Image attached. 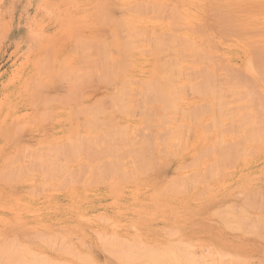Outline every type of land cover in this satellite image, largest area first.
<instances>
[{"label": "rangeland", "instance_id": "374dc122", "mask_svg": "<svg viewBox=\"0 0 264 264\" xmlns=\"http://www.w3.org/2000/svg\"><path fill=\"white\" fill-rule=\"evenodd\" d=\"M103 1H110L111 2V0H103ZM209 1L210 0H112V3L115 4L114 5L115 9L108 10V9H104V8L100 9L97 7L96 4L99 3V0H0V240L2 241V242L0 241V251H1V249H4V247L1 248V245L3 243H4V245L6 244L8 246L9 243L6 241V239L10 240V238H11V240H10L11 243L9 244L10 250H12V252H13V249H15V251L13 252L14 256H15L16 251H17V256L15 257L16 260H14L15 264H29L30 263L29 258H31V261H32L33 256L29 257L30 255H33L32 253H35V252H36L35 254H37V252L42 253L43 250L45 252L46 249H50V247H49L50 245L46 246L47 244L50 243L49 242L50 240L47 239L48 242L46 241L47 243H45V242L43 243V241H41V240H45L47 237L45 234L37 235L39 233V231L42 233L47 231L46 234L48 232L50 234L53 233L57 239L59 238L58 240H56V238L54 239L53 236H50V237H52V239H54V241H52V242H54V244L53 243L52 244L54 246H56V247L53 246L55 248V251L53 250V252H52L55 255H52V253L50 254L49 253L50 250H48L49 252L47 251V253L50 254L49 255L50 260L48 258L47 259L49 261H47L46 258H40L41 260L45 259L47 262H50L52 260L50 262V264H52V262L55 264L56 261L58 262V263L56 262L57 264H59V262H61V261H62V263L66 262L65 264H70V263L71 264H74V263L79 264L80 262L78 261L79 262L78 263L77 259L74 261L72 260L73 262L71 261V258H73V259L75 258V253H76V252H74L75 249H78V251L81 255H82V253L87 254L88 252H91L90 253L91 255H94V253H95L96 259L94 258L95 261L94 262L91 261L90 264H108V263L112 264L108 261V258H107L108 253L105 254L106 252H104L106 250L105 248H103V247H105V245L103 244V243H105V241L100 242L101 236L105 235V236H103V238H106V236L108 235L107 238H110L111 234L113 235L114 232H117L118 233L117 235L121 234V235H124L125 237L127 236V237L133 238L136 236H141L143 242L145 241L144 243L149 242L148 244H151L150 242H152V240L155 238V236L157 234L158 235L161 234L162 235L161 240L163 239V241H165L167 239L166 236L170 235V234H167L166 232H169L168 230H171L169 233H171L172 230L174 231V229H172L174 227V224L178 225V223H180V222L182 223V225H181L182 227H185L186 229L192 231L189 234L192 236L193 239L201 242V243H198L199 245L197 243H196L197 245L196 244L193 245V243H191L192 247L197 246L196 248H194L197 251L195 253L197 255H198V253L200 255H203L204 258H206L210 262L212 261V259H209L210 257L207 258V256H210V255H208V254H210V249H212V248H210V246L211 245L214 246L215 241L218 240L222 244L223 243H231L232 239H233V235L237 236V237H242V236H240V233L244 229H241V231H240V228H239L240 233L238 232L239 226H237V224L239 221L235 225H232L233 223L231 224L233 227L235 226L234 227L235 232H234L231 225H230V227H227L228 226L227 222H229V221H225L226 223L224 221H222L223 219H221V218H223V217H221L222 216L221 213H223L226 210V208L229 206L230 207L232 206L235 210L240 209V206L239 207H237V206L239 205V202L242 200V198L246 195L252 194L254 192H255L254 194L257 195V193L259 194V192H260L262 194V195L260 194V196H262V197L264 196V178H263V176H264V140L262 141V144H260V146L253 145V148L250 149L251 152L249 151L250 152V153L248 152L249 154L247 153V155H245V154L242 155V157H240L241 160L238 161V159H239L238 158L237 159L238 164L235 163V161H236L235 160L233 162V164L229 163L232 165L227 164V167H223L224 170H222L221 173L219 172L218 175L214 176L215 171H213V173L211 171V174L208 175L210 173V170H211L210 168H212V166H213V163H214L213 159L214 158H213V156H207L206 157L205 155H203L204 157L202 156L203 159L200 158L201 157L200 155L198 157V155H197L198 150H197L196 146H198V144H199L198 147H200L202 149L203 148L205 149V147L207 148V146L210 148V141H211L212 135H213L211 132V129L209 130V132L203 131V129L208 130L207 128H208L210 123H209V119L207 117H209V116L205 115L203 117V116L199 115L200 117H202L200 119V125H199V123H197L198 125L196 123H194L193 120H192V122H193L192 123L191 120L189 121L188 119H186V116H183L185 118L182 119V121H180L181 119L180 120L176 119V124H179L178 122H181L180 125H181L182 129L180 128V131L184 130L182 132L183 136L181 135L182 139L185 141V144L188 143V146H186L187 150L185 152L187 155L185 154L184 157L182 158V160H184L185 162L186 161L189 162V159H190V161H192V164H193V162H195L194 159L197 160L196 161L197 163H195V165L189 166L191 164L190 163L188 165V167L185 170H183L184 171L183 174L185 177H188L189 174H192V175L194 174L193 176L196 175L193 178V180H194V182L196 181L197 183L196 182L193 183L192 182L193 181L192 176L189 175L190 177H188V179L189 178L191 179L190 182L188 179H187L188 181L184 182L185 186H186V187H184L186 189L185 192H187V190H188L187 193L184 192V194H182V195L173 194L170 192L167 194H165V193L162 194L163 192H166V191H164L163 187H165V184H166L165 182L167 181V179H169V177H171L172 175L174 176L175 174H177L175 172H178V171H176V170H178V169H176L177 161H174V162L172 161L165 166V168L163 170L166 169L164 172L167 174L170 173V176L165 174L164 172H162L164 174L162 176L163 182L160 181V182L153 183L152 180H150V178L148 177V175L146 173L143 175L142 174L136 175L135 177H133L129 180L121 179V178H118L117 176H115L116 175V174H114L115 169L114 170L110 169L111 173L108 172L109 178H108V176L106 177V175H105L106 171H105V173H103L104 171L101 172V170L99 168L100 163H102V161L108 163L109 161L112 160L111 164L109 162V164L112 165L113 161L115 163L117 161V159H118V162L121 160V159L119 160V158H120L119 156H121V155H119L118 157L116 156L117 159H115L114 156L112 157L113 154H111L112 159L110 158V156L102 158V160H99L98 158L96 159L95 156H94L95 159H94V157L91 158L93 156V153H94V150H93L94 146L91 148L90 145L92 143H90V144L87 143V140L85 141V138L87 139V137H86V135H87V136H91L93 139L94 138H96V140L101 139V141H102L103 138L105 139V137H103V135L105 134L104 132H108L107 131L108 128L106 129V126H103V125L101 128L100 123H99V125L95 123V122H98L99 120H97V121L93 120L92 121V119H94V118H93V115L90 114L92 116V119L90 117V119L92 121L90 123H94L93 129H91L89 127L90 125L86 124V122H87L86 120L89 119V117H88L89 114H84L85 112L81 113L82 111H80L78 113L79 117L82 114H84V115H82L77 120V117L75 118V115H73V113H72L73 111H76L78 109L83 108V110H84L86 108V98L85 97L87 94L86 93L87 90L89 89V87L91 85L94 84L93 86H95L96 83L99 84L100 81L99 82L94 81L95 83L93 82V84L88 85V88L85 87V91H84L85 93L83 94V92H82L84 97L82 98V97H80V95L78 96V97H80V101H79V98L78 99L76 98L77 95L73 96L72 93L69 92L72 90L73 91L77 90V88L71 87L72 83L74 84V82L71 83V81H75L77 83V81L75 80L77 78V76H75V75H76V72L78 75V71L75 72V70H77L78 68H76L77 65L75 64V62H77V60H79L77 63H79L81 61L80 63L82 64V60L86 58V55H85V57L83 56V59H81L82 56L80 55L81 58L77 59L80 56L78 53H77L78 54L77 57L75 55L76 54L75 52L77 50L76 47L74 49L75 50L74 54L71 51V50H73L74 44H75L74 38L79 36V41L81 39L85 40L86 38H88V40L90 42L93 39H94V41L96 39V42H97V39L100 36L99 35L93 36L94 35L93 32L101 30V32H102L101 35H102V37L105 38V40H106L105 42L108 45H112V46L115 45L116 40H115V37H114L113 32L111 30V27L108 25L103 26L102 18L104 16H102V14L103 15L104 14L109 15V13H112L113 15H115L117 17H118V15H120V17H121L122 13L124 12L123 15L125 14L127 16V11L125 12V10L121 6L124 7L126 5L125 6V9H126L128 6H132L134 4L138 5L137 3H140V5H141V3L144 2V4L148 5V6H152V5L155 6L156 4L161 5V6L165 5L166 8H165V6L163 8L164 14H163V12L161 14L165 15V12L167 11L169 15H167V16L165 15L167 20L164 18H163L164 19L163 20V19H160L161 18V14H160L159 15L160 17L157 20L156 18L158 17L157 14H159V12L157 11L156 8H153V6H152V10H149L150 14L147 11L148 12L147 13L148 16L146 15L147 17L145 15H141L144 17H141L139 15L140 16L139 17L137 14H135L136 16L134 14H132V16H131L132 20H133L132 24H135V26H138L140 29L142 28V29L146 30V32H144V30L141 29V32L143 31L142 34L144 35V37H140V35H139V39L146 38V41H145V39H144V41L142 39V42H144V43H139L141 45L138 44L140 46L138 48L139 51L138 50H137V52L135 51V54L133 55V59H132L133 61L131 62L130 67H129V71H128V75L131 77V79H134L133 81L134 82L136 81V83L139 82V84L137 83L138 85L136 84L137 87L135 85H134V88L132 87V90H135L134 93H138L141 84L143 82L149 81L150 78H152L154 76L155 52L151 48L152 44L148 43L149 39H151L152 34L154 36L156 34V32L163 33V34L165 33V36H168V34H171L172 30H169L170 25L172 23L173 24L176 23V21H174V20L179 19V18H176V15H179L183 19L180 18L182 20H180V21L177 20L178 23H176V25H178V26L180 25L179 27H184L185 29L184 28L181 29L178 26H176V28L177 27L178 28L177 29L175 28V29L177 30V32L179 34H181L182 37H184V39L186 37L187 41L184 40V41H186V44L188 43V40L190 39L189 43H191V44H187V45L191 46L192 44H194L193 46H191L192 47L191 49H193L194 47L196 49V46H198L199 48H201L205 51V52L204 51L203 52L208 56L207 58L210 62L207 66H203V67H206L208 69L210 68V70L212 69L213 73L215 71V73L217 75L216 77L218 78L217 81H219L221 83L220 85L222 88H225L226 83L229 80L228 79L229 74L227 72V69H232V70L236 69L234 71L236 73H238L237 75H239V71H240V74L245 75L244 77L246 80L248 79V82H249V79H252V80H250L249 85H251L254 82L250 87H248V88H250L251 93L255 94V97L257 96L256 98L254 97V99H256V101H257L258 97L260 95H263L262 97L264 99V87H263L264 83H262V82H264V75L262 74V72H260L261 70H259V72H260L259 73V72H257L258 70L253 69L250 71V70L245 69L246 64L249 62L248 60L252 59V53L255 50H257L258 48L264 50V0H218V3H217L218 7H219V3L223 4L224 6L222 5V7H220V9L221 10L224 9L223 11L226 10L224 14H228V16H229V20H228L229 22L227 21L228 24L224 20V14H223V17L221 16V18H220V16L218 17L216 15H214V17H213L212 13L215 14L216 8L211 9L210 4H209L211 1L210 2ZM150 3H152V5ZM133 7L134 6H132V8ZM148 9H150V7ZM153 9L154 10L156 9V12ZM165 9H166V11H164ZM171 9H173V10H171ZM101 10H102V12H101ZM211 10H213V11H211ZM230 10H233V11L235 10V11L233 13V11H230ZM120 11H122V12H120ZM174 11L175 12L177 11V14ZM227 11L228 12L230 11V12L228 13ZM99 12H101V14ZM172 12L174 13L175 16H171ZM231 12L233 14H230ZM119 13H121V14H119ZM99 14L102 16V18H100L101 20L98 17ZM128 15H129V13H128ZM126 16H122L121 18H125ZM170 16L174 17L173 22H171L172 20H170V18H171ZM162 17H164V16H162ZM97 19H99V20H97ZM159 20H163V21H159ZM97 21L99 22L98 24H97ZM229 23H231V24H229ZM184 24H185V26H183ZM260 24H262V25H260ZM253 25H254V27H253ZM227 26H229V27H227ZM186 27H187V29H186ZM198 27H199V29H198ZM189 28H191L190 29L191 31L189 30ZM222 28L223 29L225 28V29L223 30ZM227 28L229 30H227ZM171 29H173V28H171ZM233 29H236V30L238 29V31L233 30ZM186 30H188V31H186ZM230 30H232V31H230ZM145 33H148V34H145ZM149 33H151V34H149ZM219 33H222V34L219 35ZM77 38H76V40H78ZM72 40H74V42ZM100 40L98 39L97 45L94 41H92V43L93 42L95 43V45H92V47H91V45H89L90 42H88L90 49H97L98 47L105 48V45H103L104 43ZM147 40H148V42H147ZM190 41H192L193 43ZM78 42L76 41L75 46L79 45V46H77V47H79V50L83 44L86 45V41H84L82 45H81L82 41H80L79 43ZM100 42H102L103 44H101ZM139 42H141V41L139 40ZM71 43H74V44L71 45ZM195 43H196V46H195ZM70 45H71V47L72 46L73 47L72 48L69 47ZM50 48L52 50H51V52H48V49H50ZM147 48H148V50H147ZM84 49H86V48L84 47L82 51H84ZM68 50H69V52H68ZM142 50H144V51L147 50L148 54L146 55L145 53L147 51H145V53H144V51H142ZM95 51H97V50H95ZM98 51L96 52L97 54H98ZM100 51H102V50H100ZM149 51H150V53H149ZM191 51L192 50H190V49L187 50L185 55H184V57L187 59L182 60V65L184 67H186V68L183 67V70H184L183 76L186 78L185 85L186 86H188L190 84L192 85L191 91L189 90L190 86H188L189 88L184 87L185 89H183V91H182L184 93L188 92L186 95L184 94L185 96L181 95L182 98L184 97L183 99H181V104L184 105L186 109H188V108L191 109L192 107H195L196 105L197 106H200V105L203 106L202 104H205L201 99L198 98V95L195 94L196 95L195 96L192 93L195 89V87H193V85L196 82L201 84L200 83L201 82L200 76H202V74L205 73V71L203 70L202 66H200V67H202V71H203L202 74L200 73L201 71H199L201 69L200 67H198L199 69H197V70L193 69V67L196 66L195 60L197 59V56L195 55L196 52L193 53V51L192 52ZM67 52H68V54H67ZM70 52H72V53H70ZM92 52H93V50L89 51V53H91V55H93ZM103 52L104 51H102V53ZM84 53H86V50L84 51ZM84 53L82 52L80 54H84ZM99 53L101 55V52H99ZM186 54L188 56H186ZM74 55H75V57H74ZM194 55H195L196 59L193 57ZM69 57H71V58H69ZM97 57L100 58L99 55H97L96 57H95V55L91 57L89 54V59H91V60L97 59ZM63 58L66 60L64 62L66 66L63 65ZM114 58H116V57H114ZM142 58L145 59V61ZM197 60H196V62H197ZM94 61H93V65H94ZM139 61H140V63H139ZM183 61H188L189 63L183 62ZM135 63H137L138 65ZM197 63H199V62H197ZM81 64H80V66L81 67L83 66V70H86V73H88V76H89L90 72H87V70H89V67H91V65L90 66L88 65V69H86L87 68L86 67L87 62L83 63L82 65ZM62 65L64 67L63 69H61L62 67L60 68V66H62ZM70 65H72V66L74 65L75 68L70 67ZM93 65L91 68H94ZM98 65L100 68L102 67V66H100V63L95 65V67ZM213 65L215 67H212ZM67 66H68L69 70H74V72H75V75H73V72L71 71L72 72L71 76L73 75L72 78L73 77H75V78H73V79L71 78V81L69 78V81L71 83L70 87L68 86V85H70L69 82L64 83L65 85H60L61 84L60 80H58V78L61 79L59 77V71L61 70V72H60V75H61L63 73L62 70H64V69L68 70ZM226 67H228V68L225 69ZM188 68H190V71ZM206 68H205V70H206ZM208 69L206 71L209 74H211ZM237 69H238V72H237ZM91 70L92 69H90L89 71H91ZM95 70H94L95 72L98 71L97 69H95ZM68 71H66V72H68ZM81 71H82V68H81ZM81 71H80V73H81ZM191 71H192L193 75L190 74ZM196 71H198V72H196ZM241 71H242V73H241ZM55 72H57L58 75L55 74ZM184 72H186V73L190 72V73L186 74ZM197 73H198V75H197ZM199 73L201 74L200 76H199ZM229 73L231 74V72H229ZM257 73H259V74H257ZM54 74H55V77H54ZM96 74L97 73H95V76H96ZM103 74L105 75L104 72H103ZM195 74L198 78H196V76H194ZM260 74H261V76H260ZM63 75H64V73H63ZM80 75L81 74H79V76ZM91 75H93V76L86 77V79L89 78V80H90V79L95 78L93 80H96V77H94V74L91 73ZM189 75H190V77L191 76L193 77V79H191V80H195V81L189 82V80L187 79V78H190ZM234 75H236V74H234ZM53 77L56 79L53 80ZM194 77L196 79H194ZM105 78L107 79L106 75H105ZM55 80L57 82H59L60 84L57 85V82ZM63 80L66 81L67 80L66 77ZM63 80H61V82ZM54 81H55V83H54ZM106 81H108V83L110 82L109 80H106ZM106 81H105V83H106ZM86 82L90 83L91 80H90V82L89 81H86ZM193 82H194V84H193ZM62 84H63V82H62ZM107 84L104 87L100 86V85H96L93 89L91 88L92 86L90 87L91 89L88 91V93L91 95L90 96L91 103H92V101H94L93 99H96V101H97L98 99L104 98L105 96L107 97L109 94H113V91H114L113 88L114 87L109 86L110 89H108ZM199 84H197V88H198ZM86 85H87V83H86ZM79 89H81V88H79ZM186 89H187V91H186ZM258 91H259V95H258V93L256 94V92H258ZM194 92H196L198 94V92L196 90ZM66 93H68V96L70 95L71 98H76L77 101L76 102L75 101H71V102L67 101L68 99L71 100V98L69 96V98L67 99L66 97H68V96H65V95H67ZM181 94H183V93H181ZM56 95L57 96L59 95L58 99H57ZM93 96H95V97H93ZM63 97H64V100L66 102L70 103V105H68L69 103H67V105H68L67 106L66 103H64V101H63V103L65 105L61 104L62 101H60V100ZM229 98H232V97H229ZM235 98L238 99V97H236V96H235ZM55 99L57 100V103L54 102ZM232 99H234V98H232ZM232 99L231 100L229 99L231 101L229 108L230 107L233 108V110H231V111L234 112L235 108L237 109V107H238L240 109L239 105H240L241 101H238L240 99H238V100H236V99L232 100ZM204 101H205V98H204ZM236 101H238V102H236ZM47 102H48V105H47ZM236 104H237V106H236ZM184 106H183V108H184ZM104 107H106V106H103L102 108H104ZM137 107H138V105H137ZM137 107L136 108L134 107L135 111L133 113H135V114H137V112H136L138 110ZM148 107L150 109V115H151L150 121L144 122V119H145L144 114H141V115L137 114V116H136L135 114L132 113L134 116L133 117H132V115L127 116V119L125 118L127 120V122L124 119L122 121V123L124 124V126L125 125L128 126V129H126V130H127V132L129 130V135H131L133 133H134V135L136 133H140V134L142 133L141 135L144 136L147 133V134L151 135V137L149 135H147V138L149 137L150 138L149 140L151 142L156 143L157 145L161 146V144L159 143L160 142L159 138H158V136H159L158 134H159L160 129L155 125L156 118H157L156 109L151 108V106H148ZM252 107H253V105H252ZM110 108H112V107H110ZM110 108H108L107 111L112 110ZM194 109H197V108H194ZM200 110H202V109H199V111ZM262 110L264 111V109H262ZM263 111H261V113ZM238 112H240V113L242 112V114L245 113V111H243V110L242 111L240 110ZM238 112H236V113H238ZM71 113L74 116V119H73V117H71ZM76 113L77 112H75V114ZM80 113H81V115H80ZM262 114H264V113H262ZM182 115H184V113ZM174 116L178 119L182 117L181 114H178V113L175 114ZM128 118H130V120ZM90 119L88 120V122L90 121ZM84 122L89 128L87 126H85ZM95 124L98 125L99 128ZM236 124H237V122H236ZM184 125H186V126H184ZM134 126H135V128H134ZM154 126H156L157 129L151 130L150 127H154ZM145 127H147V128L145 129ZM201 127H204V128H201ZM100 128L102 131L100 130ZM138 128H139L140 132H138L137 130H136L137 132L132 131V129H138ZM140 128H142L143 130H141ZM186 128H187L188 133L185 132ZM95 129L96 130L99 129V131H101V134H100V132L97 133L98 131L95 132ZM234 131L236 133H238L237 125H235ZM77 133H78V135H77ZM80 133H82V134H80ZM143 133H145V134L143 135ZM140 134H136L137 139H138V136ZM93 135L96 137H94ZM108 135H110L109 132H108ZM141 135L139 136L140 138H142ZM104 136H106V135H104ZM186 136H189V137H186ZM202 136H203V138H202ZM230 136H232V135L228 136V142L233 140V137L231 139ZM132 137H134V136H132ZM81 138H82V140H81ZM184 138H186V139H184ZM75 139H76V142H75ZM88 139H90V138H88ZM152 139H153V141H152ZM110 140L111 139H109L108 141H110ZM135 140H136V138H135ZM108 141L106 140V142H108ZM137 141H139V139ZM102 142L104 143V140ZM110 142L111 143H108L109 145L110 144L111 145L116 144V143H114L115 141L114 142L110 141ZM76 143H78L77 147H83V148L85 147L83 149V150H85L84 151L85 153L82 151L83 152V154H82L81 150H79L80 151L79 156L75 153L76 152L75 150L77 147L74 148V146ZM200 143H201V145H200ZM83 144H84V146H81ZM69 145L71 146L70 149L72 151L68 149ZM88 145H89V147H87ZM92 145H94V144H92ZM66 146H68V147H66ZM115 146H117V144ZM193 146H194V148H193ZM88 149H89V152H90V150H92L90 153L92 155L90 157H87V155L89 153V152H87ZM113 149L111 148V150H113ZM33 150H35V151H33ZM73 150H74L75 154H73ZM124 150H126V149H124ZM56 151H58V152L56 153ZM114 151L118 152L117 149H115ZM48 152L52 153V155L48 154ZM86 152H87V155H86ZM47 154L50 156H48ZM63 154H67V156H65ZM68 154H70V156L72 155L73 157H76V155H77L78 159L74 158L73 160H70L72 157H70V159H69ZM156 154H158V152L154 153V157L156 159H158V157L155 156ZM44 155H47V156H44ZM58 155H60V157ZM194 156H197L198 158H196V157L194 158ZM129 157L130 156H128L124 160V162L122 161L123 163L122 162L121 163L119 162V163L122 164L121 166H123V164L126 163L125 164V166L127 167L126 170L130 171L133 164L131 163L132 156H131V158H129ZM192 157L194 158L193 160H191ZM30 158H32V159L34 158V160H31ZM38 158H40V159H38ZM57 158H58V160H57ZM60 158H62V159H60ZM63 158L66 160V161L64 160L65 165L62 164ZM80 158H82V159H80ZM36 159H38L42 162L44 160L43 163H45V164L42 165L43 169L41 166L42 162L39 163L38 160L36 162ZM198 159H202V160L198 161ZM54 161L56 163H54ZM59 161H60V163H59ZM68 161H69V163H68ZM70 161H71V164H70ZM32 162H33V164H32ZM50 162H51L52 167H49V166H51L50 164H48ZM132 162H133V158H132ZM34 163H35V165H37L36 167H33V166H35ZM119 163H115V164H113V166H116V165L118 166ZM59 164H61V165L59 166ZM67 164H68V167H65ZM90 164H91V166H94V167H90ZM120 164H119V166H120ZM196 164H198V165L196 166ZM79 165L81 168L79 167ZM85 165L86 166L89 165V167L92 168V170L94 168V171H92L93 174H92L91 169L89 167L88 168L86 167L87 171L85 169H84L85 171L81 170L82 168H84L83 166H85ZM97 165H98V167H97ZM228 165H229V167H228ZM16 166H18V167H16ZM55 166H56V168H58L59 172H60V167L62 166L63 171L62 170L61 171L63 174L61 172H60L61 174L57 173L58 171L56 172L54 170ZM172 166H173V168L175 166L174 171L172 170ZM194 166H196L197 168ZM208 166H211V167H209L207 169ZM33 168H34V171L32 170ZM36 168L38 169L39 172L35 170ZM44 168H45V170H44ZM48 168H50L51 170L53 169L57 173V176H56V173H55V175H53V173H52L53 170L51 172V171H49ZM76 168H78L79 170ZM95 168L97 169V171H95L96 170ZM119 168H121V167H119ZM205 168H206V170H205ZM170 169L172 170L173 174H171ZM3 170H5V171H3ZM64 171H65V173H64ZM112 171H113L114 176L111 175ZM66 172H67V174L71 172L74 174V176L73 175H72L73 177L70 176L71 178H69L68 176L66 177V175H67ZM206 172H208L207 175H206ZM44 173H45V175H44ZM203 173H205V174H203ZM13 174H14V176H13ZM78 174H80V175H78ZM83 174H85L86 180L83 177L84 176ZM198 174H200V175H198ZM211 175H213V176H211ZM91 176H92V178H94V177L98 178L99 177L97 179L98 181L96 182L95 178H94L95 180L94 179L91 180ZM196 177H198V179ZM79 179H80V181H79ZM82 179H84L86 182H82L83 181ZM195 179H197V180H195ZM50 180L51 181L55 180V182H52V184H51ZM208 180H209V182H208ZM61 181H63V182H61ZM71 181H73V182H71ZM6 182H7V184H6ZM60 183H61V185H60ZM62 183H63V185H62ZM77 183H79V184H77ZM182 183H183V181L181 182V184ZM13 185H15V186H13ZM85 185H87V186H85ZM188 185H189V187H188ZM207 185H209V186H207ZM195 186H197V187H195ZM154 189L157 191L158 190L162 191V193L158 191V194H157L158 196H156ZM207 190H209V191H207ZM247 191H249V192H247ZM261 191H263V193ZM31 192H32V194H31ZM167 192H168V190H167ZM202 193H204V194H202ZM244 193H246V194H244ZM161 194L163 196H161ZM240 194H242V195H240ZM183 196H184V198H183ZM187 196H188V198H187ZM226 201H228V202H226ZM224 202L231 204V205L228 206V204L227 205L223 204ZM233 204H236L235 206L237 209L235 208V206ZM221 205H224V206L226 205L225 210H224V208L222 209V207H224V206H221ZM211 207L216 208V209H217V207H219V208L221 207L222 211L223 210L224 211L221 212L220 211L221 209H219V210L215 209L216 212L220 211L221 213L217 214L216 217L215 216L212 217L211 215L216 214V213L213 212L211 214ZM229 208H227V209H229ZM200 210L208 211L207 214H209V215L199 216L198 212ZM231 210H233V209H231ZM226 211H228V210H226ZM234 212L235 211H233V213L232 212L231 213L233 214V216H235L239 219L246 217L247 220L249 221L248 217H250V218L252 217L251 219L254 220V222L259 221V220H257L259 216L255 220L253 217H256V215L243 216L244 214H238L240 216H237ZM225 213H227V212H225ZM251 214H255V213H251ZM219 215H221V216H219ZM229 217H231V216H229ZM216 218H217V220H215ZM239 219H237V220H239ZM108 220H110L111 222H113V221L114 222L111 223ZM203 220H206V221H203ZM208 220H209V222H208ZM244 220H245V218H244ZM139 221H140V223H139ZM212 221H214V222L218 221L216 224L220 223L222 226L227 225L226 229H229V231H227L226 229H224V230L217 229L216 224ZM230 221H232V220L230 219ZM200 222H202V223H200ZM204 222H206V223L204 224ZM241 222L242 221H240V223ZM254 222L253 223L250 222V227L252 224V229L254 227L253 224H255ZM223 223H225V224L223 225ZM244 223H245V221H244ZM116 224H117V228H116ZM137 224H139V225H137ZM243 224H241V226L243 228L247 227L246 226L247 224L244 225L245 227L243 226ZM112 226H115V227H112ZM214 226H216V227H214ZM132 228H133V230H132ZM248 228H249V224H248ZM230 229H232L233 231L231 230V232H230ZM21 230L22 231H24V230L28 231L29 230V231L28 232L27 231L22 232ZM64 230H66L67 232L65 231V233H64ZM136 230H137V232H136ZM161 230L164 232V234H162L163 232ZM244 231H246V230H244ZM247 231L244 233L247 234L248 232H251V231H248V232ZM20 232H22L21 234H23V233L29 234L30 233L31 235L33 233L35 234V232H36V235H34V238H35V236H36V238H37V236L38 237L39 236L40 237L45 236V237L44 238H42V237L37 238V240H38L37 241L36 239L33 240V238H32L33 235H32L31 236L32 241H31V239H29V237H27L28 234H27V236H25V234H23L24 237H22ZM12 233L14 236L12 235ZM49 233L47 234L48 236H49ZM71 233H73V234H71ZM138 233L140 235H138ZM209 233H210V235H209ZM211 234H212V236H211ZM241 234H243V233H241ZM249 234H247L248 236L243 235V237H246V239H250V240H255L256 237H258L253 232H252V235H249ZM164 235H166L165 236L166 238L163 237ZM229 235H231L232 237ZM12 237H14V239H15V237L18 239V244L20 243L21 249L23 247L22 243L25 244L26 248L23 247L22 255L26 258L25 260H27V261L22 262V261L18 260L19 261V263H18L17 257H18V254H20L19 251H21V250H20V248L18 249V247H17V246H19L18 244H16L17 246L15 244H13L12 240L14 241V239ZM19 237L21 240L19 239ZM81 237H82V239H81ZM222 237H224L225 239ZM216 238H218V239H216ZM97 239H99V243H98ZM3 240H4V242H3ZM39 240L41 243H43V245L41 243H39ZM229 240H231V242H229ZM36 241L38 242V246L35 245ZM58 241H59V243H58ZM77 241H79V242H77ZM5 242H7V243H5ZM14 242L17 243V241H14ZM82 242H83V244H82ZM30 243H32V245ZM101 243L103 246L101 245ZM11 244H13L12 247H11ZM44 244H46V245H44ZM73 244H75L74 248H73ZM32 246H34V248ZM85 246L87 248H85ZM244 246H250V243H246V244H244ZM9 247H8V249H9ZM66 247H68V248H66ZM208 247H209V249H208ZM57 248H59L61 250H58ZM64 248H66L67 250ZM31 249L33 250V252ZM56 249L58 250L57 253H56V251H57ZM62 249H64V250H62ZM89 249H91V250H89ZM102 249H104V251ZM206 249L209 251V253H207ZM6 250L7 249L5 246V252H6ZM10 250H8V251H10ZM27 250H28V252L31 251L30 254L26 252ZM81 250H83L84 252ZM24 251L26 253H24ZM72 251H73V253H72ZM78 251H77V254H78ZM86 251H88V252H86ZM261 251L262 250L259 248V250L257 252H255L254 255H252L253 256L252 258H254V259H250V260L248 259L246 263L244 262V264H259L261 259H262V262L264 264V261H263L264 260L263 259L264 258V250L262 252ZM5 252L1 251V253H0V264H4V263L7 264V262L9 261L8 259L10 257L7 259L6 254H4ZM10 252H8V253H10ZM12 252L10 255L12 256L11 258L13 259L14 257H13ZM65 253H67L68 255L66 254L67 255L66 256ZM69 253H71L72 257H70ZM26 254H28L29 256L26 257ZM104 254H105V256H104ZM213 255H214V252H213L212 256ZM221 255L223 256V260H222L221 264H236L235 262H232L234 257L227 256L225 254H221ZM212 256H211V258H212ZM51 257H53V258H51ZM98 257H100L101 261ZM258 257L261 258V259H259V261L257 259ZM36 258L38 259L39 256H37ZM197 258H201V256H199V257L197 256ZM18 259H20V258H18ZM5 260L6 261L8 260V261L6 262ZM43 260H42V263H43ZM33 261H34V264H38V263H35L36 262L35 257H33ZM12 262H13V260H12ZM100 262H102V263H100ZM39 263H41V261ZM8 264H10V263H8ZM43 264H46V262ZM85 264H87V263H85ZM237 264H243V262H240Z\"/></svg>", "mask_w": 264, "mask_h": 264}, {"label": "bare ground", "instance_id": "6f19581e", "mask_svg": "<svg viewBox=\"0 0 264 264\" xmlns=\"http://www.w3.org/2000/svg\"><path fill=\"white\" fill-rule=\"evenodd\" d=\"M211 1V2H210ZM209 2V4H210V8L211 9H215L216 8V11H215V14L214 13H212L213 14V17H214V15H216V16H220V18H221V16L223 17V14L225 13V11H223L224 9H220V7H222V5L223 4H221V3H219V7H218V0H210ZM138 5H136V4H134V5H132V6H134L133 8H132V6H128L126 9H125V6L123 7V6H121L124 10H125V12L127 11V16L124 14L123 15V13H122V16H126L125 18H121L120 17V15H118V17L117 16H115V15H113L112 13H109V15L108 14H102V16H104L103 18H102V16L100 15L101 14V12H102V10H101V12H99L100 14L98 15V17H99V19L100 18H102V22H103V26L104 25H108V26H110L111 27V30H112V32H113V35H114V37H115V40H116V43H115V45H108L105 41V38L104 37H102V32H101V30L100 31H94L93 32V36H97V35H99L100 37L98 38L100 41H102V42H100L101 44H103V45H105V48H101V47H98L97 49H90V47H89V45H91V47H92V45H95V43H96V45H97V42H98V39H97V42H96V39H95V41H94V39L93 40H91V42L88 40V38H86L85 40H83V39H81L80 41H82L81 42V45L83 44V42L84 41H86V45H82V49L80 48V50H79V47H77V46H79V45H76L75 46V44H76V41L78 42L79 41V36H77L76 38L78 39V40H76V38H74L75 39V42H74V40H72L74 43H71V45H73L74 44V48H73V50L75 49V47L77 48V50H76V52H75V50L73 51V50H71L72 52H73V54H74V52L76 53L75 55H76V57H77V55L79 54V56L81 55L82 56V58H81V56L79 57V58H77V59H83V56L85 57V55H86V58L85 59H83L82 60V64L83 63H86L87 62V65H86V69H88V65L90 66L91 65V67H92V65H93V61H94V68H91V67H89V70L90 69H92L91 71H89V70H87V72H90V75L88 76V73H86V70H83V66L81 67L80 66V62L79 63H77L79 60H77V62H75V64L77 65V67L76 68H78L77 70H75V72L76 71H78V75H77V72H76V75H75V72H74V70H69V68H68V66H67V69L70 71H68V70H62L63 71V73H64V75H63V73L60 75V72H61V70L59 71V77L61 78V79H59L58 77V80H60V83L59 82H57L56 80V82H57V85H65L64 83H67V82H69L70 83V81H71V78H72V76L73 75H75V76H77V78L75 79L76 81H77V83L75 82V81H71V83L72 82H74V84L72 83V86H71V83H70V85H68L69 87L71 86V87H75V88H77V90H72V91H69V92H71L72 93V95L74 96H76L77 95V99L79 98V101H80V97H84V91H85V87H87L88 88V85H90V84H93V82L94 81H100L99 82V84L98 83H96V85H100V86H105L107 83H108V81H106V80H109L110 82V84L108 83L107 84V87H108V89H110V87H114L113 88V94H109L107 97L105 96L104 98H101V99H98L97 101H96V99H93L94 101H92V103H91V98H90V94L88 93V91L92 88H94L95 86H93V85H91L90 87H89V89L87 90V94H86V108L83 110V108L82 109H78V110H76V111H73L72 113H73V115H75V118L77 117V120H78V118H80L82 115H84V114H89V119H90V117H91V119H92V116L90 115V114H92L93 115V118L94 119H92V121L94 120V121H97V120H99L98 122H95L96 124H98L99 125V123H100V125H101V128H102V125L103 126H106V129H107V131L110 133V135H108V132H104L105 134L104 135H106V136H104L103 135V137H105V139L108 141L109 139H111L110 141H115L114 143H116L117 144V146H115L114 144L113 145H109L108 143H111L110 141H108V142H106V140L103 138V140H104V143L101 141V139H99V140H96V138H92L91 136H87L86 135V137H87V139L85 138V141L87 140V143H92V144H94V145H90L91 146V148L93 147V150H94V153H93V156L91 157V158H93L94 156L96 157V159L98 158L99 160H102V158H105V157H108V156H110V158H111V154H113L112 155V157L114 156V158L115 159H117V157L119 156V155H123L122 157L121 156H119L120 158H119V162L121 163L122 161L124 162V160L128 157V156H130L129 158H131V156H132V158H133V162H132V158H131V163L133 164V166H132V168L130 169V171L129 170H126V166H125V164H123V166H121L122 164H120L119 162H118V159H117V161L115 162V163H119L120 164V166H119V164H118V166L116 165V166H113V164H115L114 163V161H113V164L112 165H110L111 163H112V160L111 161H109L110 162V164H109V162L107 163V162H104V161H102V163H100V170H101V172H103V173H105V171H106V177L108 176V172L109 173H111L110 172V169L111 170H114V174H116L115 176H117L118 178H121V179H125V180H129V179H131V178H133V177H135L136 175H143V174H147L148 175V177L150 178V180H152V182L153 183H156V182H160V181H162L163 182V173L162 172H164L165 170H163L164 168H165V166L167 165V164H169L170 162H174V161H177V167H176V169H178V170H176V171H178V172H175V173H177V174H175L174 176L172 175L171 177H169V179H167V181L165 182L166 184H165V187H163L164 188V191H166V192H163L162 193V191H159V192H161L162 194H167V193H173V194H179V195H182V194H184V192H185V188L184 187H186L185 186V181H188L189 180V182H190V178L188 179V177H190V176H192V180H193V178L196 176H193L192 174H189L188 175V177H185L184 176V174H183V170H185L187 167H188V165L189 166H191V165H195V163H197L196 161V159H194L195 157L196 158H198L199 157V155L201 156L200 158H202V156L203 155H205L206 157L207 156H213V160H214V163H213V166H212V168L214 169H212V168H210L211 170H210V173L208 174V175H210L211 174V171H212V173H213V171H215L214 172V176L215 175H218V173L220 172L221 173V171L222 170H224V168L223 167H227V164H229V163H232L233 164V162L235 161V163L236 164H238L237 162L239 161V160H241V158L240 157H242V155H247V153L250 151L251 152V150L250 149H252L253 148V145H258V146H260V144H262V141L264 140V114H262V113H264V111L262 110V109H264V99H263V95H260L259 97H258V100L256 101V99H254V97H255V94H252L251 93V90H250V88H248V87H250L251 85H249V83H250V80H252V79H249V82H248V79L246 80L245 79V75H242V74H240V71H239V75H237L238 73H236L234 70H236V69H234V70H232V69H227L228 67H226L225 69H227V72H228V74H229V76H228V81H227V83H226V86H225V88H222L221 87V83L219 82V81H217L218 80V78L216 77L217 75H216V73H215V71H214V73H213V70L211 69L210 70V68L208 69V68H206V67H203V66H207L208 64H209V60H208V56L204 53L205 51L203 50V49H201V48H199L198 46H196V43H195V46H196V49H195V47L193 48V49H191L192 47L191 46H193L194 44H192L191 46L190 45H187V44H191V43H189V40H188V43L186 44V41H187V39H186V37H185V39H184V37H182L181 36V34H179L178 32H177V28L180 26H178V25H176V23H178L177 22V20L178 21H180V20H182L183 18L182 17H180L179 15H176V18H179V19H177V20H174L173 18L174 17H171V16H175L174 15V13L172 12L171 14V18H170V20H172L171 22H173V20L174 21H176V23H170L171 25H170V28H169V30H172V32H171V34H168V36H165V33L163 34V33H158V32H156V34L153 36V34H152V36H151V39H149V42H148V40H147V42L148 43H150V44H152V46H151V48L154 50V52H155V60H154V67H155V71H154V76L152 77V78H150V80L149 81H146V82H143L142 84H141V86H140V89H139V92L138 93H134L135 92V90H132V87L134 88V85L136 86V84L138 83L139 84V82H137L136 83V81L134 82L133 80L134 79H131V77L128 75V71H129V67H130V64H131V62L133 61L132 59H133V55L135 54V51L137 52V50H138V48L140 47L139 45H141V44H139V43H144V42H142V39H143V41H144V39H145V41H146V38H142V39H139V35H140V37H144V35L142 34V32H141V29L138 27V26H135V24H132L133 23V20H132V14H137L138 16L140 15H147L148 16V12H149V10H152V6H153V8H156L157 9V11L159 12V14H157L158 15V17L156 18L157 20H158V18L160 17L159 15L163 12V8H164V6L165 5H158V4H156L155 6L154 5H152V3H150L152 6H148V5H145L144 4V2L143 3H141V5H140V3H137ZM97 5V7L98 8H104V9H108V10H111V9H115L114 7V5L115 4H113L112 3V0H111V2L110 1H103V0H99V3H97L96 4ZM136 5V6H135ZM224 6V5H223ZM150 7V9H148ZM180 7V6H179ZM228 7V6H227ZM118 8V7H117ZM162 8V9H161ZM165 8H166V6H165ZM168 8V7H167ZM178 8V7H177ZM225 8V7H224ZM235 8V7H234ZM119 9V8H118ZM156 9L154 10L155 12H156ZM229 9V8H228ZM232 9V8H231ZM249 9V8H248ZM122 10V9H121ZM171 10H173V9H171ZM247 10V9H246ZM119 11V10H118ZM148 11V12H147ZM153 11V12H154ZM164 11H166V9L164 10ZM169 11V10H168ZM211 11H213V10H211ZM230 11H233V10H230ZM229 11V12H230ZM235 11V10H234ZM234 11H233V13H234ZM112 12V11H111ZM120 12H122V11H120ZM152 12V11H151ZM157 12V13H158ZM175 12V11H174ZM208 12V11H207ZM228 12V11H227ZM226 12V13H227ZM228 12V13H229ZM105 13V12H104ZM128 13H129V15H128ZM146 13V14H145ZM176 14H177V11L175 12ZM232 12L230 13V14H233ZM118 14V13H117ZM116 14V15H117ZM119 14H121V13H119ZM149 14H150V12H149ZM163 14H164V12H163ZM163 14H161V18L160 19H166V17H165V15L167 16V15H169L168 14V12L166 11L165 12V15H163ZM211 14V15H212ZM133 15V16H134ZM101 16V17H100ZM136 16V15H135ZM139 16V17H140ZM146 16V17H147ZM162 16H164V17H162ZM232 16V15H231ZM141 17H144V16H141ZM145 17V18H146ZM234 17V16H233ZM155 18V17H154ZM168 18V17H167ZM175 18V19H176ZM180 18H182V19H180ZM219 18V19H220ZM99 19H97V20H99ZM140 19V18H139ZM163 19V20H164ZM218 19V18H217ZM250 19V18H249ZM248 19V20H249ZM258 19V18H257ZM101 20V19H100ZM163 20H159V21H163ZM167 20V19H166ZM224 20L226 21V23H227V21L229 20V16H228V14H224ZM233 20V19H232ZM254 20V19H253ZM217 21V20H216ZM243 21V20H242ZM101 22V23H102ZM193 22V21H192ZM229 22V21H228ZM99 22L97 21V24H98ZM184 23V22H183ZM180 24V23H179ZM228 24V23H227ZM229 24H231V23H229ZM222 25V24H221ZM260 25H262V24H260ZM163 26V25H162ZM176 26H178L177 28H176ZM183 26H185V24L183 25ZM252 26V25H251ZM143 27V26H142ZM159 27V26H158ZM212 27V26H211ZM227 27H229V26H227ZM233 27V26H232ZM253 27H254V25H253ZM171 28H173V29H171ZM176 28V29H175ZM179 28H184V27H179ZM195 28V27H194ZM185 29V28H184ZM186 29H187V27H186ZM191 28H189V30H190ZM198 29H199V27H198ZM223 29V28H222ZM225 29V28H224ZM223 29V30H224ZM142 30H144V32H146V30L145 29H142ZM157 30V29H156ZM176 32H175V31ZM197 30V29H196ZM214 30V29H213ZM227 30H229L228 28H227ZM233 30H236V29H233ZM186 31H188V30H186ZM191 31V30H190ZM222 31V30H221ZM230 31H232V30H230ZM236 31H238V29L236 30ZM108 32V31H107ZM154 32V33H155ZM198 32V31H197ZM196 32V33H197ZM220 32V31H219ZM229 32V31H228ZM244 32V31H243ZM242 32V33H243ZM109 33V32H108ZM193 33V32H192ZM235 33V32H234ZM245 33V32H244ZM107 34V33H106ZM145 34H148V33H145ZM149 34H151V33H149ZM220 34H222V33H219V35ZM240 34V33H239ZM187 35V34H186ZM242 35V34H241ZM109 36V35H108ZM104 38V39H103ZM110 38V37H109ZM108 38V39H109ZM73 39V38H72ZM139 40L141 41V42H139ZM184 40H186V41H184ZM79 41V42H80ZM92 41H94L93 43H92ZM78 42V43H79ZM88 42H90L89 43V45H88ZM190 42H192V41H190ZM92 43V44H91ZM193 43V42H192ZM258 43V42H257ZM99 44V43H98ZM139 44V45H138ZM146 44V43H145ZM254 44V43H253ZM71 45L69 46V47H71ZM149 45V44H148ZM87 46V47H86ZM108 46V47H107ZM252 46V45H251ZM73 47V46H72ZM71 47V48H72ZM86 48V49H84V51L86 50V53H84V51H82L83 50V48ZM198 47V48H197ZM89 48V49H88ZM95 48V47H94ZM253 48V47H252ZM256 48V47H255ZM70 49V48H69ZM194 50L193 51V53L194 52H196V56H197V59H196V57H195V55L193 56L196 60H197V62H199V63H197L196 62V60H195V63H196V66H194L193 67V69L194 70H197V69H199L198 67H200V66H202L203 67V70L205 71V73H203L202 74V67H200L201 69L199 70V71H201L200 73L202 74V76H200L201 74L199 73V76H200V83L202 84H199V83H195L194 84V82H193V87H195V89H194V91L196 90L197 92H198V94L196 93V92H194L193 90V95H198V98L199 99H201L205 104H202L203 106H195V107H190L191 109H186L185 108V106L184 105H182L181 104V99H183L182 97H181V95H186L187 93H184V92H182L183 91V89H185L184 87H188V86H190V91H191V89H192V85L190 84V85H188V86H186L185 85V83H186V78L183 76L184 74H183V65H182V60H185V59H187V58H185L184 57V55H185V53H186V51L187 50ZM50 50V51H49ZM51 48L50 49H48V52H51ZM93 50V52H92V54L93 55H91V53H89V51H92ZM95 50H99L98 51V54L96 53L97 51H95ZM100 50H102V51H104L103 53H102V51H100ZM147 50H148V48H147ZM147 50H145V51H147ZM139 51V50H138ZM142 51H144V50H142ZM145 51H144V53H145ZM191 51V52H192ZM204 51V52H203ZM252 51V50H251ZM254 51V50H253ZM68 52H69V50H68ZM68 52H67V54H68ZM72 52H70V53H72ZM84 53V54H80V53ZM99 52H101V55H100V53ZM115 52V53H114ZM61 53V52H60ZM69 53V54H70ZM78 53V54H77ZM149 53H150V51H149ZM212 53V52H211ZM89 54H90V56L92 57V56H94L95 55V57L97 56V55H99V57L100 58H98L97 57V59H94V60H91V59H89ZM97 54V55H96ZM146 55L148 54V51L145 53ZM60 55V54H59ZM71 55V54H70ZM75 55H74V57H75ZM144 55V54H143ZM192 55V54H191ZM210 55V54H209ZM138 56V55H137ZM140 56V55H139ZM186 56H188L187 54H186ZM114 57H116V58H114ZM192 57V56H191ZM190 57V58H191ZM69 58H71V57H69ZM138 58V57H137ZM189 58V57H188ZM75 59V58H74ZM73 59V60H74ZM141 59V58H140ZM143 59V58H142ZM251 59V58H250ZM71 60V59H70ZM76 60V59H75ZM98 62H97V61ZM144 61H145V59H143ZM194 60V59H193ZM66 60L63 58V65H65V62ZM89 61V62H88ZM91 61V62H90ZM249 62L246 64V70H258L257 72H259V70H261L260 72H262V74L264 75V50L263 49H257V50H255L253 53H252V59L251 60H248ZM69 62V61H68ZM183 62H188V61H183ZM191 62V61H190ZM194 62V61H193ZM90 63V64H89ZM100 63V66H102L101 68L99 67V65L98 66H96L95 67V65H97V64H99ZM139 63H140V61H139ZM189 63V62H188ZM73 64V63H72ZM74 64V65H75ZM81 64V65H82ZM135 64H137V63H135ZM200 64V65H199ZM212 64V63H211ZM63 65L62 66H60V68L61 69H63L64 67H63ZM74 65L72 66V65H70V67H72V68H75L74 67ZM138 65V64H137ZM192 65V64H191ZM66 66V65H65ZM80 66V67H79ZM143 66V65H142ZM212 67H215L214 65L212 66ZM46 68V67H45ZM81 68H82V71H81ZM100 68V69H99ZM184 68H186V67H184ZM205 68H206V70L208 69L209 71H210V73L211 74H209L206 70H205ZM95 69H99L97 72H95L96 70ZM189 69V71H190V68H188ZM45 70V69H44ZM95 70V71H94ZM230 70V71H229ZM233 72H232V71ZM47 71V70H46ZM65 71V72H64ZM66 71H68V72H66ZM73 72V75L71 76V73ZM80 71H81V73H80ZM93 71V72H92ZM45 72V71H44ZM103 72L105 73V75H106V77H107V79L105 78V75L103 74ZM196 72H198V71H196ZM229 72H231V74L229 73ZM235 72V73H234ZM237 72H238V69H237ZM259 72V73H260ZM91 73H93L94 74V77H96V80H93V79H95V78H93V79H90L91 80V82H90V80H89V78H87L86 79V77H90V76H93V75H91ZM95 73H97L96 74V76H95ZM184 73H186V72H184ZM188 73H190V72H188ZM188 73H186V74H188ZM236 74V75H234V74ZM241 73H242V71H241ZM259 73H257V74H259ZM55 74H57V72H55ZM55 74H54V77H55ZM79 74H81L80 76H79ZM185 74V75H186ZM191 75H193V73H192V71H191V73H190ZM227 74V75H228ZM244 74V73H243ZM58 75V74H57ZM63 75V76H62ZM69 77H68V76ZM197 75H198V73H197ZM262 75V76H263ZM62 76V77H61ZM138 76V75H137ZM187 76V75H186ZM194 76H196V74L194 75ZM260 76H261V74H260ZM53 77V80L54 79H56V78H54ZM66 77V79L68 80H63L64 78ZM68 77V78H67ZM188 77V76H187ZM189 77H190V75H189ZM192 77V76H191ZM187 78L188 80H189V82H192V81H195V80H191V79H193V77L192 78ZM244 77V78H243ZM63 78V79H62ZM69 78H70V81H69ZM73 78H75V77H73ZM72 78V79H73ZM98 78V79H97ZM133 78V77H132ZM185 78V79H184ZM196 78H198L197 76H196ZM195 77H194V79H196ZM81 79V80H80ZM106 79V80H105ZM61 80H63L62 82H63V84H62V82H61ZM79 80V81H78ZM191 80V81H190ZM55 81H54V83H55ZM65 81V82H64ZM86 81H89L90 83H88V82H86ZM103 83H102V82ZM105 81H106V83H105ZM188 82V81H187ZM199 82V81H198ZM68 83V84H69ZM86 83H87V85H86ZM95 83V82H94ZM101 83V84H100ZM105 83V84H104ZM262 83H264V82H262ZM76 84V85H75ZM137 84V85H138ZM197 84H199L198 85V88H197ZM74 85V86H73ZM67 86V87H68ZM99 86V87H100ZM110 86V87H109ZM61 87V86H60ZM65 87V86H64ZM68 87V88H69ZM137 87V86H136ZM264 87V86H263ZM59 88V87H58ZM74 88V89H75ZM79 88H83L82 90L81 89H79ZM86 88V89H87ZM189 88V87H188ZM61 89V88H60ZM73 89V88H72ZM112 89V88H111ZM80 90V91H79ZM78 91V92H77ZM185 91V90H184ZM186 91H187V89H186ZM56 92V91H55ZM82 92H83V94H82ZM57 93V92H56ZM181 93H183V94H181ZM191 93V92H190ZM258 93V95H259V91L258 92H256V94ZM261 93V92H260ZM67 95H65V96H68V93H66ZM82 94V95H81ZM80 95V97H78ZM184 95V96H185ZM192 95V94H191ZM195 95V96H196ZM254 95V96H253ZM52 96V95H51ZM70 96V95H69ZM69 96L68 97H66L67 99L69 98ZM235 96L236 97H238V99H240V100H238V99H236L235 98ZM46 97V96H45ZM55 97V96H54ZM53 97V98H54ZM56 97H57V99H58V97H59V95L57 96L56 95ZM93 97H95V96H93ZM92 97V98H93ZM229 97H232V98H234V99H232V98H229ZM257 97V96H256ZM255 97V98H256ZM38 98V97H37ZM52 98V99H53ZM61 98V97H60ZM70 98H71V96H70ZM76 98H71V100L70 99H68L67 101H69V102H71V101H77V99ZM81 98V99H82ZM84 98V99H85ZM186 98V97H185ZM204 98H205V101H204ZM231 100H238V101H241L240 102V105H239V107H240V109L237 107V109L235 108V110H234V112L233 111H231V110H233V108H229V105H230V103H231V101L229 100V99ZM39 99V98H38ZM41 99V98H40ZM51 99V100H52ZM75 99V100H74ZM188 99V98H187ZM83 100V99H82ZM46 101V100H45ZM53 101V100H52ZM60 101H62V103L61 104H64V103H66V105H67V103H69V102H66L65 100H64V97L60 100ZM63 101H64V103H63ZM238 101H236V102H238ZM55 103H57V100L55 99V101H54ZM256 102V103H255ZM50 103V102H49ZM85 103V102H84ZM42 104V103H41ZM83 104V103H82ZM251 104V105H250ZM47 105H48V102H47ZM65 105V104H64ZM68 105H70V103L68 104ZM67 105V106H68ZM102 105V106H101ZM108 105V106H107ZM137 105H138V107H137ZM252 105H253V107H252ZM103 106H106V107H104V108H102ZM148 106H151V108H154V109H156V113H157V118H156V123H155V125L160 129V131H159V136H158V138H159V143L161 144V146H159V145H157L156 143H153V142H151L149 139V137L147 138V135H149V134H147L146 133V135H144L145 133H143V135L144 136H142L140 133H136L137 131L138 132H140L139 131V128L138 129H132V131H136L135 133L136 134H140L141 136H142V138H140L139 136H138V139H139V141H137L138 139H137V136H136V134L134 135V133L133 134H131V135H129V130H128V132H127V130L126 129H128V126L127 125H125L124 126V124L122 123V121L126 118L127 119V116H130V115H132V117L134 116L133 114H135V113H133L135 110V108L137 107V114H139V115H141V114H144L145 115V119H144V122L145 121H150V119H151V115H150V109H149V107ZM183 106H184V108H183ZM236 106H237V104H236ZM102 109H101V108ZM110 107H112V108H110ZM133 107V108H132ZM135 107V108H134ZM199 107V108H198ZM108 108H110V109H112V110H110V111H107V109ZM194 108H197V109H194ZM101 109V110H100ZM199 109H202V110H200L199 111ZM75 110V109H74ZM86 110V111H85ZM140 110V111H139ZM245 111V113H243L242 114V112L240 113V112H238V111ZM80 111H82L81 113H83V112H85L84 114H82L81 115V113H80V117H79V115H78V113L80 112ZM139 111V112H138ZM261 111H263L262 113H261ZM75 112H77L76 114H75ZM141 112V113H140ZM236 112H238V113H236ZM72 113H71V117H73V119H74V116L72 115ZM133 113V114H132ZM181 114V116L183 117V116H186V119H188L189 121L191 120V122H192V120L194 121V123H199V125H200V119L202 118V117H200V116H205V115H208L209 117H207L208 119H209V126H208V130H205V129H203V131H208L209 132V130L211 129V132H212V139H211V141H210V148L207 146V148L205 147V149L203 148H200V147H198L199 146V144H198V146H196L197 147V150H198V157L197 156H194V158L192 157V159L191 160H195V162H193V164H192V161H190V159H189V162L188 161H184V160H182V158L184 157V155L186 154L185 152H186V146H188V143L187 144H185V141L182 139V136H183V131L184 130H182V131H180V128L182 129V127H181V122H178L179 124H176V119L177 120H180V121H182V119H184L185 117H181V118H176L174 115L175 114ZM184 113V115H182ZM236 113V114H235ZM240 113V114H239ZM137 114H135L136 116H137ZM77 115V116H76ZM143 115V116H144ZM200 115V116H199ZM175 117V118H174ZM189 117V118H188ZM72 119V118H71ZM88 119V120H89ZM91 119H90V121L88 122V120H86L87 122H86V124L88 125H90L89 127L91 128V129H93V124L94 123H90V122H92L91 121ZM125 119V120H126ZM129 120H130V118H128ZM188 121V122H189ZM126 122H127V120H126ZM236 122H237V124H236ZM193 123V122H192ZM191 123V124H192ZM228 123V124H227ZM84 124H85V122H84ZM85 124V126H87ZM95 124V125H96ZM237 125V128H238V133H236L235 131H234V128H235V125ZM81 125V124H80ZM98 125H96L98 128H99V126ZM193 125V124H192ZM195 125V124H194ZM198 125V124H197ZM92 126V127H91ZM95 126V127H96ZM156 126H154V127H150L151 128V130H156L157 129V127ZM184 126H186V125H184ZM80 127V126H79ZM83 127V126H82ZM88 127V126H87ZM86 127V128H87ZM88 127V128H89ZM199 127V126H198ZM207 127V126H206ZM84 128V127H83ZM101 128H100V130H101ZM134 128H135V126H134ZM144 128V127H143ZM147 127H145V129H146ZM192 128V127H191ZM201 128H204V127H201ZM97 129V128H96ZM95 129V132L96 131H98L97 133H99L100 132V134H101V131H99V129L98 130H96ZM141 130H143L142 128H140ZM193 129V128H192ZM94 131V130H93ZM92 131V132H93ZM79 132V131H78ZM90 132V131H89ZM102 132V133H103ZM185 132H187V128H186V131ZM91 133V132H90ZM94 133V132H93ZM107 133V134H106ZM182 133V134H181ZM188 133V132H187ZM190 133V132H189ZM206 133V132H205ZM75 134V133H74ZM73 134V135H74ZM80 134H82V133H80ZM113 134V135H112ZM208 134V133H207ZM77 135H78V133H77ZM98 135V134H97ZM108 135V136H107ZM182 135V136H181ZM189 135V134H188ZM191 135V134H190ZM229 135H232V136H230L231 137V139H232V137H233V140L232 141H230V142H228V136ZM75 136V135H74ZM94 136V135H93ZM132 136H134V137H132ZM150 137H151V135H149ZM185 136V135H184ZM79 137V136H78ZM94 137H96V136H94ZM107 137V138H106ZM186 137H189V136H186ZM208 137V136H207ZM74 138V137H73ZM88 138H90V139H88ZM135 138H136V140H135ZM200 138V137H199ZM202 138H203V136H202ZM161 139V140H160ZM184 139H186V138H184ZM81 140H82V138H81ZM183 140V141H182ZM89 141V142H88ZM152 141H153V139H152ZM75 142H76V139H75ZM187 142V141H186ZM190 142V141H189ZM77 145H78V143H76L75 144V146H74V148L75 147H77ZM109 145V146H108ZM200 145H201V143H200ZM81 146H84V144L83 145H81ZM111 146V147H110ZM113 146V147H112ZM65 147V146H64ZM66 147H68V146H66ZM70 145H69V150H71L70 149ZM87 147H89V145L87 146ZM110 147V148H109ZM115 147V148H114ZM54 148V147H53ZM78 148V149H77ZM76 148V154L79 156L80 155V151L79 150H81V153L83 154V152L85 151V150H83L84 148L83 147H77ZM111 148L113 149V150H111ZM193 148H194V146H193ZM256 148V147H255ZM115 149H117L118 150V152L117 151H114ZM124 149H126V150H124ZM58 150V149H57ZM60 150V149H59ZM33 151H35V150H33ZM61 151V150H60ZM67 151V150H66ZM72 151V150H71ZM83 151V152H82ZM91 151L92 150H90V152H89V149H88V151L87 152H89L88 153V155L91 153ZM28 152V151H27ZM37 152V151H36ZM54 152V151H53ZM58 151H56V153H57ZM87 152H86V155H87ZM156 152H158V154H156L155 156H157L158 157V159H156L155 157H154V153H156ZM249 152V153H250ZM55 153V152H54ZM69 153V152H68ZM71 153V152H70ZM74 153V150H73V154H75ZM79 153V154H78ZM85 153V152H84ZM153 153V154H152ZM248 153V154H249ZM32 154V153H31ZM48 154H51L52 155V153H49L48 152ZM47 154V155H48ZM72 154V153H71ZM37 155V154H36ZM47 155H44V156H47ZM61 155V154H60ZM60 155H58L59 157H60ZM63 155H65V156H67V154H63ZM69 155V159H70V157H72L70 160H73L74 158L76 159H78V156L76 155V157H73L72 155L70 156V154H68ZM87 155V157H90L92 154H90L89 156ZM187 155V154H186ZM48 156H50V155H48ZM62 156V155H61ZM85 156V155H84ZM117 156V157H116ZM127 156V157H126ZM33 157V156H32ZM58 157V158H59ZM63 157V156H62ZM95 157H94V159H95ZM126 157V158H125ZM204 157V156H203ZM29 158V157H28ZM27 158V159H28ZM46 158V157H45ZM49 158V157H48ZM58 158H57V160H58ZM86 158V157H85ZM239 158V159H238ZM31 160H34V158L32 159V158H30ZM29 159V160H30ZM38 159H40V158H38ZM38 159H36V162H37V160ZM60 159H62V158H60ZM68 159V158H67ZM80 159H82V158H80ZM112 159V158H111ZM203 159V158H202ZM202 159H198V161L199 160H202ZM237 159H238V161H237ZM23 160V159H22ZM52 160V159H51ZM64 158H63V163L62 164H64L65 162H64ZM187 160V159H186ZM48 161V160H47ZM66 161V160H65ZM130 161V160H129ZM38 162L40 163V162H42V161H40V160H38ZM43 162H44V160H43ZM42 162V164H41V166L42 165H44L45 163H43ZM53 162V161H52ZM73 162V161H72ZM96 162V161H95ZM99 162V161H98ZM122 162V163H123ZM188 162V163H187ZM54 163H56L55 161H54ZM59 163H60V161H59ZM67 163V162H66ZM68 163H69V161H68ZM92 163V162H91ZM32 164H33V162H32ZM31 164V165H32ZM48 164H50L51 165V162L50 163H48ZM70 164H71V161H70ZM232 164H229V165H232ZM34 165H35V163H34ZM61 164H59V166H60ZM65 165V164H64ZM198 164H196V166H197ZM200 165V164H199ZM226 165V166H225ZM229 165H228V167H229ZM37 165H35V166H33V167H36ZM40 166V165H39ZM38 166V167H39ZM49 166V165H48ZM82 166V165H81ZM113 166V167H112ZM196 166H194V167H196ZM211 166H208L207 167V169L209 168V167H211ZM16 167H18V166H16ZM49 167H52V165L51 166H49ZM64 167V166H63ZM65 167H68V164L65 166ZM79 167H80V165H79ZM78 167V168H79ZM84 168H82L81 170H83V171H87V168L89 167V165L88 166H83ZM87 167V168H86ZM90 167H94V166H91V164H90ZM89 167V168H90ZM97 167H98V165H97ZM117 167V168H116ZM119 167H121V168H119ZM130 167V166H129ZM193 167V166H192ZM23 168V167H22ZM27 168V167H26ZM55 169V171L57 172L58 171V168H56V166L54 167ZM78 168H76V169H78ZM81 168V167H80ZM174 168H175V166H174ZM174 168H173V166H172V170L174 171ZM197 168V167H196ZM223 168V169H222ZM13 169V168H12ZM40 169V168H39ZM42 169H43V166H42ZM49 169V171H51L52 172V170L50 169V168H48ZM57 169V170H56ZM63 168H62V166L60 167V172L62 173V170ZM66 169V168H65ZM68 169V168H67ZM85 169V170H84ZM91 169V172L92 171H94V168H93V170H92V168H90ZM96 169V168H95ZM125 169V170H124ZM27 170V169H26ZM33 171H34V168L32 169ZM36 171H38V169L36 168L35 169ZM41 170V169H40ZM44 170H45V168H44ZM53 170V175H55V171ZM62 170V171H61ZM70 170V169H69ZM68 170V171H69ZM74 170V169H73ZM79 170V169H78ZM77 170V171H78ZM172 170L170 169V171H171V174H173L172 173ZM205 170H206V168H205ZM3 171H5V170H3ZM18 171V170H17ZM21 171V170H20ZM67 171V172H68ZM76 171V170H75ZM82 171V172H83ZM90 171V170H89ZM95 171H97V169L95 170ZM209 171V170H208ZM13 172V171H12ZM32 172V171H31ZM39 172V171H38ZM41 172V171H40ZM45 172V171H44ZM59 171L57 172V173H59V174H61ZM67 172H66V174H67ZM74 172V171H73ZM186 172V171H185ZM8 173V172H7ZM18 173V172H17ZM16 173V174H17ZM49 173V172H48ZM57 173H56V176H57ZM64 173H65V171H64ZM87 173V172H86ZM165 173V172H164ZM207 173L208 172H206V175H207ZM217 173V174H216ZM63 174V173H62ZM65 174V175H66ZM92 174H93V172H92ZM165 174H167V173H165ZM196 174V173H195ZM203 174H205V173H203ZM202 174V175H203ZM223 174V173H222ZM22 175V174H21ZM44 175H45V173H44ZM52 175V176H53ZM74 176V174L73 173H68L67 175H66V177L68 176L69 178H71V177H73ZM76 175V174H75ZM78 175H80V174H78ZM84 176V178H85V180H86V176H85V174H83ZM91 175V174H90ZM111 175H113V171H112V174ZM167 175H169L170 176V173L169 174H167ZM198 175H200V174H198ZM201 175V176H202ZM231 175V174H230ZM10 176V175H9ZM13 176H14V174H13ZM12 176V177H13ZM48 176V175H47ZM50 176V175H49ZM51 176V177H52ZM61 176V175H60ZM59 176V177H60ZM71 176V177H70ZM114 176V175H113ZM200 176V177H201ZM211 176H213V175H211ZM210 176V177H211ZM79 177V176H78ZM82 177V176H81ZM82 177V178H83ZM105 177V176H104ZM46 178V177H45ZM48 178V177H47ZM80 178V177H79ZM95 178V177H94ZM94 178H92V176H91V180L92 179H94ZM99 178V177H98ZM98 178H95L96 179V182L98 181L97 179ZM108 178H109V176H108ZM168 178V177H167ZM197 179H198V177H196ZM263 178H264V176H263ZM11 179V178H10ZM50 179V178H49ZM94 179V180H95ZM106 179V178H105ZM188 179V180H187ZM197 179H195V180H197ZM208 179V178H207ZM3 180V179H2ZM7 180V179H6ZM58 180V179H57ZM56 180V181H57ZM83 181L82 182H86L84 179H82ZM90 180V181H91ZM93 180V181H94ZM203 180V179H202ZM48 181V180H47ZM51 181V180H50ZM79 181H80V179H79ZM183 181V185L181 184V182ZM207 181V180H206ZM205 181V182H206ZM52 182H55V180L54 181H51V184H52ZM61 182H63V181H61ZM70 182V181H69ZM71 182H73V181H71ZM75 182V181H74ZM78 182V181H77ZM81 182V183H82ZM89 182V181H88ZM95 182V181H94ZM193 183H195L194 182V180L192 181ZM208 182H209V180H208ZM207 182V183H208ZM252 182V181H251ZM250 182V183H251ZM15 183V182H14ZM90 183V182H89ZM187 183V182H186ZM197 183V182H196ZM202 183V182H201ZM6 184H7V182H6ZM46 184V183H45ZM44 184V185H45ZM49 184V183H48ZM47 184V185H48ZM50 184V185H51ZM77 184H79V183H77ZM83 184V183H82ZM86 184V183H85ZM192 184V183H191ZM46 185V186H47ZM60 185H61V183H60ZM62 185H63V183H62ZM84 185V184H83ZM197 185V184H196ZM7 186V185H6ZM13 186H15V185H13ZM12 186V187H13ZM67 186V185H66ZM85 186H87V185H85ZM158 186V185H157ZM207 186H209V185H207ZM206 186V187H207ZM54 187V186H53ZM188 187H189V185H188ZM193 187V186H192ZM195 187H197V186H195ZM191 188V187H190ZM162 189V188H161ZM166 189V190H165ZM192 189V188H191ZM34 190V189H33ZM52 190V189H51ZM155 190V189H154ZM167 190H168V192H167ZM158 191L157 190H155V194H156V196H158L157 194H158ZM203 191V190H202ZM207 191H209V190H207ZM187 192H188V190H187ZM187 192H185V193H187ZM204 192V191H203ZM247 192H249V191H247ZM262 193H263V191H261ZM37 193V192H36ZM206 193V192H205ZM255 193V192H254ZM254 193H252V194H249V195H246V196H244L243 198H242V200L239 202V205L237 206V207H239L240 206V209H238V210H235L232 206V208L229 206V205H231V204H228V203H223V204H228V206L230 207H227V208H229V209H227L226 208V205L224 206V205H221V206H224V207H222V209L224 208V210H225V208H226V210H228V211H222V209H221V207L219 208V207H217V209L216 208H213V207H211V214L214 212V213H216V214H213V215H211L212 217L213 216H217V214H220L221 212H223V213H221V215H219V216H221V217H223V218H221V219H223L222 221H229V222H227V224H228V226L227 225H224L225 223H223V225L224 226H222L220 223H218V224H216L217 222H214V221H212V222H214L215 224H216V226H214V227H216L217 229H220V230H224V229H226V226L227 227H230V225L232 224V225H235V224H237V222H238V224H237V226H239L238 227V232L240 233V231H241V229H244V230H248V231H251V232H248L247 234H249V235H252V232L255 234V235H257L258 237H256V239L255 240H250V239H246V237H243V235H247V234H245L244 232H246V231H244V230H242L241 231V233H243V234H241L240 233V236H242V237H237V236H234L233 235V239H232V242H231V240H229V242H231V243H221L220 241H215V244H214V246L213 245H211L210 246V248H212V249H210V254H208V255H210V256H207V258L208 257H210L209 259H212V261L210 262L209 260H207L206 258H204V256L203 255H200L199 253H198V255L195 253V252H197L194 248H196V247H192V244L191 243H193V245L194 244H198V243H201V242H199L198 240H195V239H193L192 238V236L189 234L190 232H192L191 230H188V229H186L185 227H182L181 225H182V223L180 222V223H178V225H176V224H174V227L172 228V229H174V231L172 230V232L171 233H169L171 230H168L169 232H166L167 234H170V235H168V236H166V235H164L163 237H167V239L165 240V241H163V239L161 240V237H162V235L160 234V235H156L155 236V238L152 240V242H150L151 244H148V243H144L143 242V240H142V237L141 236H136V237H125L124 235H117L118 233L117 232H114V234L112 235L111 234V237L110 238H107V236H106V238H103V236H105V235H103V236H101V240H100V242H103V241H105V243H103L104 245H105V247H103V248H105L106 250L104 251V249H102L104 252H106L105 254H107L108 253V261L110 262V263H112V264H221L222 263V260H223V256L221 255V254H225V255H227V256H232V257H234L233 258V261L232 262H235L236 264L237 263H240V262H243V264H244V262L246 263L247 262V260L249 259H254V258H252L253 256L252 255H254L255 254V252H257L258 250H259V248L263 251L264 250V196L262 197V196H260V192H259V194L257 193V195L256 194H254ZM31 194H32V192H31ZM161 194V196H163ZM202 194H204V193H202ZM244 194H246V193H244ZM190 195V194H189ZM200 195V194H199ZM206 195V194H205ZM240 195H242V194H240ZM262 195V194H261ZM160 196V197H161ZM172 196V195H171ZM185 196V195H184ZM184 196H183V198H184ZM166 197V196H165ZM164 197V198H165ZM262 197V198H261ZM167 198V197H166ZM186 198V197H185ZM187 198H188V196H187ZM160 199V198H159ZM239 199V198H238ZM241 199V198H240ZM21 200V199H20ZM228 200V199H227ZM18 201V200H17ZM231 201V200H230ZM160 202V201H159ZM226 202H228V201H226ZM236 202V201H235ZM220 203V202H219ZM234 206L236 205V204H233ZM161 207V206H160ZM195 207V206H194ZM235 208H236V206H235ZM242 208V209H241ZM219 210V209H221L220 211H218V212H216V210ZM231 209H233V210H231ZM237 209V208H236ZM233 211H235L234 213L237 215V216H240V215H238V214H244L243 216H247V215H256V217H253L255 220L257 219V217H258V219L257 220H259V221H255L254 222V220H252L250 217H248L249 218V221L251 222V223H255V224H253L254 225V227H253V229H252V224H251V227H250V222L247 220V218L246 217H243V218H241V219H239V218H237V217H235V216H233ZM239 211V212H238ZM225 212H227V213H225ZM232 212V213H231ZM241 212V213H240ZM208 213V211H205V210H200L199 212H198V215L199 216H206V215H209V214H207ZM210 213V212H209ZM225 213V214H224ZM231 213V214H230ZM251 213H255V214H251ZM230 214V215H229ZM218 216V217H219ZM229 216H231V217H229ZM198 217V216H197ZM217 217V218H218ZM233 217V218H232ZM206 218V217H205ZM204 218V219H205ZM217 218L215 219V220H217ZM236 218V219H235ZM244 218H245V220H244ZM214 219V218H213ZM219 219V218H218ZM220 219V220H221ZM230 219L232 220V221H230ZM237 219H239V220H237ZM253 221H251V220ZM89 220V219H88ZM142 220V219H141ZM196 220V219H195ZM207 220V219H206ZM206 220H203V221H206ZM108 221H110V220H108ZM240 221H242L243 223H244V221H245V223L243 224L242 222L240 223ZM111 222V221H110ZM114 222V221H113ZM113 222H111V223H113ZM208 222H209V220H208ZM220 222V221H219ZM235 222V223H234ZM247 222V223H246ZM90 223V222H89ZM109 223V222H108ZM139 223H140V221H139ZM200 223H202V222H200ZM206 222H204V224H205ZM211 223V222H210ZM222 223V222H221ZM209 224V223H208ZM207 224V225H208ZM214 224V225H215ZM241 224H243V226L245 225V224H247L246 226L247 227H245V228H243L242 226H241ZM248 224H249V228H248ZM81 225V224H80ZM137 225H139V224H137ZM231 225V226H232ZM86 226V225H85ZM111 226V225H110ZM13 227V226H12ZM18 227V226H17ZM99 227V226H98ZM109 227V226H108ZM112 227H115V226H112ZM129 227V226H128ZM235 227V226H234ZM233 226H232V229L234 230V232H235V228H234ZM242 227V228H241ZM110 228V227H109ZM116 228H117V224H116ZM131 228V227H130ZM134 228V227H133ZM133 228H132V230H133ZM194 228V227H193ZM239 228H240V231H239ZM247 228V229H246ZM135 229V228H134ZM191 229V228H190ZM232 229H230V232H231V230ZM251 229V230H250ZM20 230V229H19ZM86 230V229H85ZM140 230V229H139ZM212 230V229H211ZM227 231H229V229H226ZM232 230V231H233ZM9 231V230H8ZM11 231V230H10ZM14 231V230H13ZM18 231V230H17ZM22 231V230H21ZM25 232L27 231V230H24ZM24 231H22V232H24ZM29 231V230H28ZM27 231V232H28ZM45 231V230H44ZM65 231L66 230H64V233H65ZM118 231V230H117ZM131 231V230H130ZM162 231V230H161ZM167 231V230H166ZM213 231V230H212ZM237 231V230H236ZM22 232H20V234L22 233ZM47 232V231H46ZM46 232H44V233H42V232H40L39 231V233L37 234V235H39V234H41V235H43V234H45L46 235V239L45 240H41V241H43V243L45 242V243H47L48 241H47V239L48 240H50L49 242V244H44V245H46V246H49L50 247V249H46L45 250V252H44V250H43V252L41 253V252H37V254H35V253H32L33 255H28V254H26V257H31V256H33V257H35V263H38V264H41L42 263V260L40 259V258H48L49 260H50V258H49V255L53 252V250L55 251V248L54 247H56V246H54L53 244H54V242H52V241H54V239L56 238V236L52 233V234H50L49 232V236L46 234ZM67 232V231H66ZM92 232V231H91ZM97 232V231H96ZM136 232H137V230H136ZM135 232V233H136ZM141 232V231H140ZM163 232V231H162ZM209 232V231H208ZM211 232V231H210ZM10 233V232H9ZM121 233V232H120ZM238 233V234H239ZM11 234V233H10ZM23 234H25V233H23ZM23 234H21V236L22 237H24L23 236ZM28 234V233H27ZM27 234H25V236H27ZM69 234V233H68ZM71 234H73V233H71ZM162 234H164V232L162 233ZM12 235H13V233H12ZM17 235V234H16ZM30 235V236H29ZM33 235V240H37V238H44L43 236H37V238H36V236H35V238H34V235H36V232H35V234L33 233L32 234ZM30 233L28 234V236L27 237H29V239H31V236H32ZM101 235V234H100ZM138 235H140L139 233H138ZM209 235H210V233H209ZM9 236V235H8ZM14 236V235H13ZM50 236H53V238L54 239H52V237H50ZM61 236V235H60ZM67 236V235H66ZM96 236V235H95ZM110 236V235H109ZM211 236H212V234H211ZM227 236V235H226ZM229 236H231V235H229ZM248 236V235H247ZM49 237V238H48ZM64 237V236H63ZM99 237V236H98ZM141 237V238H140ZM165 237V238H166ZM232 237V236H231ZM254 237V236H253ZM13 239H14V237H12ZM61 238V237H60ZM222 238H224V237H222ZM2 239V238H1ZM17 238L15 237V239H14V241H17V243L16 242H14L13 240H12V242H13V244H18V239L16 240ZM19 239H20V237H19ZM59 239V238H58ZM57 238H56V240H58ZM81 239H82V237H81ZM216 239H218V238H216ZM225 239V238H224ZM227 239V238H226ZM9 240V239H8ZM7 239H6V241L10 244L11 243V238H10V240L8 241ZM21 240V239H20ZM55 240V241H56ZM98 240V243H99V239H97ZM1 241V240H0ZM27 241V240H26ZM30 241V240H29ZM31 241H32V239H31ZM38 241V240H37ZM36 241V243H35V245H37L38 246V242ZM47 241V242H46ZM81 241V240H80ZM2 242V241H1ZM3 242H4V240H3ZM7 242H5V243H7ZM35 242V241H34ZM57 242V241H56ZM77 242H79V241H77ZM76 242V243H77ZM147 242V241H146ZM213 242V241H212ZM224 242V241H223ZM227 242V241H226ZM39 243H41L40 242V240H39ZM43 243H41L42 245H43ZM53 243V244H52ZM58 243H59V241H58ZM246 243H250V246H244V244H246ZM9 244H8V246L5 244L4 245V243L1 245V248H3L4 247V249H1V251L2 252H5V246H6V252L4 253V254H6V256H7V259L10 261H6L7 262V264L8 263H10V264H15V261L14 260H16V256H17V251H16V254H15V256H14V251H15V249H13V252H12V250H10V247H9ZM13 244H11V247H12V245ZM31 245H32V243H30ZM29 244V245H30ZM57 244V243H56ZM82 244H83V242H82ZM196 244V245H197ZM19 246H17L18 247V249L20 248V243L18 244ZM22 245H23V247H25L26 248V246H25V244L24 243H22ZM21 245V246H22ZM34 245V246H35ZM60 245V244H59ZM58 245V246H59ZM63 245V244H62ZM65 245V244H64ZM75 244H73V248L75 247L74 246ZM85 245V244H84ZM101 245H102V243H101ZM199 245V244H198ZM34 246H32L33 248H34ZM54 246V247H53ZM57 246V247H58ZM61 246V245H60ZM72 246V245H71ZM83 246V245H82ZM91 246V245H90ZM103 246V245H102ZM8 247H9V249H8ZM16 247V248H17ZM23 247H22V249H23ZM30 247V246H29ZM36 247V246H35ZM201 247V246H200ZM48 248V247H47ZM60 248V247H59ZM59 248H57L58 250H61V249H59ZM62 248V247H61ZM66 248H68V247H66ZM66 248H64V249H66ZM79 248V247H78ZM85 248H87L86 246H85ZM22 249L20 248V250L21 251H19L20 252V254H18V257H17V261L19 260V261H27V260H25L26 258L22 255V253H23V251H22ZM38 249V248H37ZM44 249V248H43ZM56 249V250H57ZM64 249H62V250H64ZM81 249V248H80ZM195 251H194V250ZM202 249V248H201ZM208 249H209V247H208ZM8 250H10L12 253H13V259L11 258L12 256L10 255L11 254V252L10 251H8ZM32 250V249H31ZM42 250V249H41ZM48 250H50V252L48 251ZM58 250L56 251V253L58 252ZM67 250V249H66ZM65 250V251H66ZM84 250V249H83ZM83 250H81V251H83ZM89 250H91V249H89ZM203 250V249H202ZM207 250V249H206ZM213 250V251H212ZM255 250V251H254ZM1 251H0V253H1ZM30 251V250H29ZM47 251L50 253V254H48L47 253ZM69 251V250H68ZM71 251V250H70ZM77 251H78V249H75L74 250V252H76L75 253V258L73 259V258H71V261L73 260H76L77 259V262L79 263V264H85V263H87V264H90V262L91 261H95V253H94V255H91L90 253L91 252H88V251H86V252H88L87 254L85 253V254H83L82 253V255L79 253V251H78V254H77ZM80 251V252H81ZM94 251V250H93ZM194 251V252H193ZM261 251V252H262ZM8 252H10V253H8ZM27 253H29L30 254V252H28V250L26 251ZM25 251H24V253H26ZM32 252H33V250H32ZM63 252V251H62ZM84 252V251H83ZM204 252V251H203ZM213 252H214V255L212 256V254H213ZM72 253H73V251H72ZM207 253H209V251L207 250ZM212 253V254H211ZM59 254V253H58ZM61 254V253H60ZM67 253H65V255H66ZM70 254V257H72L71 256V253H69ZM98 254V253H97ZM105 254H104V256H105ZM10 255V256H9ZM52 255H55V254H53L52 253ZM64 255V254H63ZM68 255V254H67ZM66 255V256H67ZM199 257V256H201V258H197V256ZM37 256H39V260L36 258ZM94 256V257H93ZM101 256V255H100ZM206 256V255H205ZM211 256H212V258H211ZM256 256V255H255ZM24 257V258H23ZM33 257H32V261H31V258H29L30 259V263L29 264H34V261H33ZM54 257V256H53ZM53 257H51V258H53ZM74 257V256H73ZM18 258H20V259H18ZM67 258V257H66ZM95 258V259H94ZM99 259H100V257H98ZM6 259V258H5ZM23 259V260H22ZM47 259V261H49ZM94 259V260H93ZM98 259V260H99ZM105 259V258H104ZM258 259V261H259V259H261V258H257ZM264 259V258H263ZM12 260H13V262H12ZM66 260V259H65ZM97 260V261H98ZM231 260V259H230ZM245 260V261H244ZM19 261H18V263H19ZM38 261V262H37ZM41 261V263H39ZM46 262V264L48 263V264H50V262L52 261H50V262H47L45 259L43 260V263H45ZM72 261V262H73ZM100 261H101V259H100ZM209 261V262H208ZM254 261V260H253ZM264 261V260H263ZM55 262V261H54ZM57 262V261H56ZM55 262V264H57ZM76 262V261H75ZM82 262V263H81ZM89 262V263H88ZM230 262V261H229ZM262 262V259H261V261H260V263L259 264H263V262ZM17 263V262H16ZM21 263V262H20ZM42 263V264H43ZM62 263V261L61 262H59V264H61ZM66 262H63L62 264H65ZM98 263V262H97ZM100 263H102V262H100ZM104 263V262H103ZM106 263V262H105ZM108 263V262H107ZM5 264V263H4ZM52 264H54L53 262H52ZM71 264V263H70ZM75 264V263H74ZM109 264V263H108Z\"/></svg>", "mask_w": 264, "mask_h": 264}]
</instances>
